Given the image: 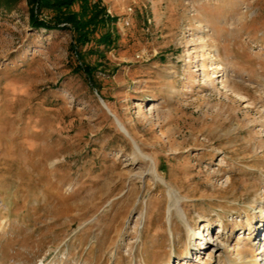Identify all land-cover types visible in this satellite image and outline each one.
<instances>
[{"label": "rangeland", "instance_id": "374dc122", "mask_svg": "<svg viewBox=\"0 0 264 264\" xmlns=\"http://www.w3.org/2000/svg\"><path fill=\"white\" fill-rule=\"evenodd\" d=\"M90 2L106 22L73 48L70 24L0 0V264H203L217 236L262 264L264 0Z\"/></svg>", "mask_w": 264, "mask_h": 264}, {"label": "bare ground", "instance_id": "6f19581e", "mask_svg": "<svg viewBox=\"0 0 264 264\" xmlns=\"http://www.w3.org/2000/svg\"><path fill=\"white\" fill-rule=\"evenodd\" d=\"M240 19V18H239ZM241 20V19H240ZM198 28H202L201 23H199ZM215 60L217 61L216 65H217V69L220 71L219 75L214 77V78H221L223 75L221 74V72L224 70V68L222 67V65L219 63V61L221 60L219 52L217 51V54L215 55ZM189 61H191V57H189ZM203 77L207 79L208 75L203 72ZM207 83H212V81H207ZM221 84L223 85L224 88H228L230 91H232L234 94H236V96L239 94H237L233 88L229 85V82L227 81V79H224L221 81ZM212 85V84H211ZM104 108L107 110V112L114 117L119 129H121L123 131V133L130 135L128 132V129H126L124 123L108 108V106H106L105 104H103ZM262 148H264V142L262 143ZM141 151V150H140ZM144 154V153H143ZM138 159V155L135 152L133 155V160H137ZM149 172H151V175H156L155 177H157V180L161 181V183L163 184V186L166 189V193L167 196L169 198V205L167 208V222L168 225L170 227V234L172 239H174V235L175 232L173 231V218L174 216H178L182 219V221L185 222L186 224V231H187V235L189 237V239L193 236V228L190 225L189 221H188V214L184 211L183 208V203H182V197L180 196V193L175 190L174 188H172L164 179H161L159 177V171H158V166L153 163V168L149 170ZM263 225L260 224V226H256L253 232H258L259 230L261 231L263 229L262 227ZM250 228H254L253 226H250ZM251 230V229H250ZM257 235V234H256ZM210 240L207 242V244H210L211 246V250L213 251L214 254L212 253H205L206 257L205 259H201V262L203 264H207V260L210 259L211 255H215L218 258V264H233L232 259H230L228 257V255H226L224 253L225 248H226V243H225V239L222 236H217L214 238V240L211 241L212 237H209ZM244 238L242 235H240V241L241 239ZM250 238H248L249 240ZM261 240V245L259 246V253L256 255L257 259L261 260L264 264V233L261 235L260 237ZM242 242V241H241ZM254 244H256V242H253L252 246L247 247L246 244L244 242H242V247L239 246V249H237V253L240 256V260L246 261L248 260L250 257H254L255 255H253L255 253V249L253 248ZM208 251V250H207ZM188 258V256H185L184 262L183 264H187L186 263V259ZM200 261V258H197Z\"/></svg>", "mask_w": 264, "mask_h": 264}, {"label": "trees", "instance_id": "16d2710c", "mask_svg": "<svg viewBox=\"0 0 264 264\" xmlns=\"http://www.w3.org/2000/svg\"><path fill=\"white\" fill-rule=\"evenodd\" d=\"M29 3L31 6L33 5L29 19L34 28L60 29L61 23L70 24V30L76 33L75 47L73 48L87 44L90 41V34L106 22L102 17L106 13L105 8H101L97 4L92 5L90 0H29ZM75 4L80 5L79 12L72 10ZM43 10L57 11L62 18H56L54 24L48 23L39 17ZM107 43L110 44L111 41L108 40ZM86 71L89 72L90 70L86 69Z\"/></svg>", "mask_w": 264, "mask_h": 264}]
</instances>
